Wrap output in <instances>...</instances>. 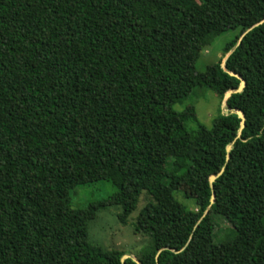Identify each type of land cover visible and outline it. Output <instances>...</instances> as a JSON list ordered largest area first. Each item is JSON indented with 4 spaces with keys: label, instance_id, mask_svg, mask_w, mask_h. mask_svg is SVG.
<instances>
[{
    "label": "trees",
    "instance_id": "trees-1",
    "mask_svg": "<svg viewBox=\"0 0 264 264\" xmlns=\"http://www.w3.org/2000/svg\"><path fill=\"white\" fill-rule=\"evenodd\" d=\"M262 20L264 0H0V264H138L89 228L109 205L127 222L143 191L141 264H264ZM231 29L226 68L198 71ZM226 69L245 89L189 129L175 105L198 87L224 100L241 84ZM100 180L116 192L74 207L71 191ZM184 188L195 209L175 197ZM215 214L231 238L215 241Z\"/></svg>",
    "mask_w": 264,
    "mask_h": 264
},
{
    "label": "rangeland",
    "instance_id": "rangeland-1",
    "mask_svg": "<svg viewBox=\"0 0 264 264\" xmlns=\"http://www.w3.org/2000/svg\"><path fill=\"white\" fill-rule=\"evenodd\" d=\"M238 32L239 29H231L215 36L211 44L203 49L196 63L197 70L205 72L212 63L225 59L224 48L228 42L235 38ZM185 108L194 117V120L188 123L189 129H196L198 122L211 127L214 119L224 109V100L214 90L198 87L186 100L175 105V109L179 111ZM116 190L117 187L107 180L78 185L71 191L73 206L87 208L92 203L105 201ZM186 196V188L175 192V197L188 209H195L196 200ZM149 201L150 197L146 191H143L136 210L129 216L127 222H123L120 218L123 213L121 205H109L99 210L97 217L90 224L89 241L106 251L118 249L131 257L138 258L152 243L150 236L135 230L138 216ZM214 218L217 223L215 241L220 242L231 238L235 230L232 222L218 214H215Z\"/></svg>",
    "mask_w": 264,
    "mask_h": 264
},
{
    "label": "water",
    "instance_id": "water-1",
    "mask_svg": "<svg viewBox=\"0 0 264 264\" xmlns=\"http://www.w3.org/2000/svg\"><path fill=\"white\" fill-rule=\"evenodd\" d=\"M264 22V20H262L261 22H259L258 24H256L255 26L259 25V24H262ZM255 26H253L251 29H253ZM251 29H249L247 32L244 33L243 36H245ZM243 39V37L241 38V40ZM232 54V51L228 53V55L226 56V58L223 60V67L226 68V62L229 58V56ZM227 70V69H226ZM229 72V74L233 75V76H236L238 78H240L241 80V84L240 86L237 88V89H231L229 90L226 94H225V97H224V108L227 109V110H230V108L228 107V100L230 99V97L234 94V93H241L243 92V90L245 89L246 85H247V82L246 80L238 73L234 72V71H230V70H227ZM233 112L237 113L239 115V117L242 119V124H241V129H240V132H239V135H238V138L241 137L242 135V132H243V129L245 128L246 126V115L245 113L240 110V109H235V110H232ZM232 147L233 145H229L227 150L228 152L230 153V151L232 150ZM228 153L227 155V159L229 160L230 159V154ZM225 171V167L220 171L219 174H213L211 175L210 177V182H211V185H212V188H213V196H212V200H211V203L213 204L215 201H216V194H215V191H214V183L216 182V180L224 173ZM161 252V251H160ZM159 252V254H160ZM158 254V255H159ZM131 257L130 255L128 254H125L122 258V261L124 262L126 258H129ZM158 257V256H157ZM138 264H141L140 260L138 258H135V257H132Z\"/></svg>",
    "mask_w": 264,
    "mask_h": 264
}]
</instances>
